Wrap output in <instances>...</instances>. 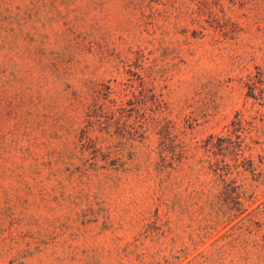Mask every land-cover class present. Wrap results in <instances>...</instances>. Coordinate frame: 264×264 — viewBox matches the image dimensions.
Returning <instances> with one entry per match:
<instances>
[{"label":"rangeland","instance_id":"374dc122","mask_svg":"<svg viewBox=\"0 0 264 264\" xmlns=\"http://www.w3.org/2000/svg\"><path fill=\"white\" fill-rule=\"evenodd\" d=\"M140 77L188 138L245 139L239 218L264 203V0H0V264H167V232L127 249L156 198L166 219L167 166L153 152L107 182L103 156L78 147L94 97L110 86L120 103ZM255 221L216 264H264Z\"/></svg>","mask_w":264,"mask_h":264},{"label":"trees","instance_id":"16d2710c","mask_svg":"<svg viewBox=\"0 0 264 264\" xmlns=\"http://www.w3.org/2000/svg\"><path fill=\"white\" fill-rule=\"evenodd\" d=\"M127 59L123 60L124 65L132 66L129 63L132 58ZM142 60L145 55L138 50L133 64L139 67ZM140 79V88L132 90L131 97L125 93L126 98L120 103L110 98V86L104 93L105 102L99 104L98 97H94L86 112L78 147L82 151L92 148L93 153L103 156L102 168L108 172L107 182L117 183L122 179V174L118 173L135 170L153 152L159 157L157 162L161 169L167 166V199L162 201L167 207L166 219L161 216L159 198H156L154 209L152 206L145 211L135 241L129 243L127 249L132 246L134 249L130 250L134 251L144 240L156 235L159 240L167 232L171 242L164 260L175 264L181 256L189 257L191 251L198 250L199 245L229 227L208 249L198 252L186 263L216 264L233 230L247 226L250 220L264 222V203L239 218L247 210L246 201L252 197V194L248 196L252 185L242 169L247 160L240 161L237 152V149L242 150L245 139L237 135L234 140L231 135L217 134H210L201 141L188 138L186 130L167 115L163 94L149 96L145 78ZM97 127L105 136L93 134ZM154 138L156 141L151 144L149 141ZM110 139L114 140L113 145ZM245 146L250 149L248 144ZM128 159L136 160L135 166L129 167ZM115 172L118 175H114ZM220 239H226L224 245H220Z\"/></svg>","mask_w":264,"mask_h":264}]
</instances>
